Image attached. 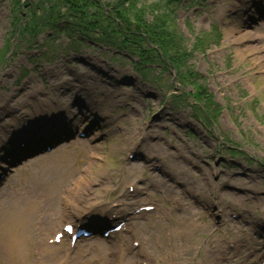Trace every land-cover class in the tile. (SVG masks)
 <instances>
[{"label":"rangeland","instance_id":"374dc122","mask_svg":"<svg viewBox=\"0 0 264 264\" xmlns=\"http://www.w3.org/2000/svg\"><path fill=\"white\" fill-rule=\"evenodd\" d=\"M138 5L146 15L167 19L192 55L187 66L220 107L218 118L206 124L171 103V84L179 89L175 73L144 83L131 60L94 40L70 43L49 34L35 43L12 41L10 0H0V136L11 119L26 131L15 142L0 139V169L9 164L0 186V227L10 222L11 207L37 204L34 222L19 227L26 242L19 250L47 264L65 254L67 264L264 262V0ZM38 107L50 120L37 121L34 135L30 123L16 119ZM52 107L65 113L62 122L54 123ZM48 133L60 135L50 153L11 158L22 152L19 140L26 149ZM143 205L156 211L135 214L127 233L102 239L105 221L115 225ZM89 211L93 227L102 226L92 237L41 252L64 223ZM27 263V257L19 260ZM0 264H13L2 240Z\"/></svg>","mask_w":264,"mask_h":264},{"label":"trees","instance_id":"16d2710c","mask_svg":"<svg viewBox=\"0 0 264 264\" xmlns=\"http://www.w3.org/2000/svg\"><path fill=\"white\" fill-rule=\"evenodd\" d=\"M139 2L116 0L105 5L101 0H10L12 29L22 39H36L48 31L79 43L93 37L99 44L136 59L134 69L143 81L156 79L153 66L175 70L179 84L192 88V108L199 117L206 123L215 120L219 108L199 84V75L187 66L191 53L169 28L167 19L146 15ZM175 11L171 14L176 19ZM180 97L172 96L175 102L186 100L185 95Z\"/></svg>","mask_w":264,"mask_h":264},{"label":"bare ground","instance_id":"6f19581e","mask_svg":"<svg viewBox=\"0 0 264 264\" xmlns=\"http://www.w3.org/2000/svg\"><path fill=\"white\" fill-rule=\"evenodd\" d=\"M34 94L30 95L29 97L32 98ZM62 103V102H61ZM39 106H42L39 105ZM56 107H52L53 111L56 112L57 117L60 116H64V112L62 110L57 111V109H55ZM55 109V110H54ZM62 112V114H61ZM43 116V109H41L40 107L37 108V110L34 113L31 114H27L26 116H20L18 119H16V121L18 123L21 122H26V123H30V125L27 127V131L29 128H33L32 125L35 123L36 120H38L39 122L44 123L45 119L42 117ZM27 118H30V120H27ZM65 120H67V122L69 124H71L72 122H74L73 120L71 121L70 119H68V115L64 117ZM3 135L1 133L0 139L1 137L3 138V140L6 142H15L17 139L16 137L20 138L19 139H23L26 135V131L23 129H20L18 127V125L16 124V122H14V119H11V125H5L3 128ZM34 135L39 133V130L37 128H33ZM8 137H11L8 139ZM140 148V147H139ZM153 156L159 158V156L154 152ZM163 156V154H162ZM159 161H156V163L160 164L162 161V157L159 158ZM154 165H156L155 163H153ZM170 179H176L175 176L170 175L169 177ZM78 186V184H77ZM136 190L134 189V192ZM138 191V189H137ZM74 192L73 195H75L78 190L72 189V193ZM69 201H67L66 203H68ZM146 206V205H145ZM143 206V207H145ZM40 207H37V204H31L28 207H11V212L9 213L11 220L9 223L7 224H3L0 227V240H2L3 245H4V249L6 252H8V257H10L13 260V264H19V260L22 259L23 257H27L28 258V263L27 264H47L45 260L41 259L40 261L36 260L35 258H33L32 255L28 254V253H23L19 250V245L21 243L26 244L25 241L21 240V237L19 235V232L21 234V232L23 233V231L21 229H19V227H23L24 225H29L34 222L35 218L38 215V209ZM123 212H119L118 215L119 216H123ZM101 215L106 216V213L103 211L101 213ZM128 217V215H127ZM75 221H77L78 223H82L84 222H90V218H92V214H89L88 217H84L82 218V216H74L72 217ZM131 221V218L130 220ZM63 224L60 223L59 225ZM130 224L128 223L126 225V228L128 229L130 226ZM66 226L65 224L63 225V227ZM182 229V227L180 228V230ZM21 230V231H20ZM56 234L53 235V238ZM52 238V239H53ZM51 239V238H50ZM49 240V239H48ZM89 243V242H87ZM53 247L55 246H46L41 252H45L48 250H52L54 249ZM96 247V246H93ZM211 253L214 254V250L211 251ZM64 257L62 258V261L59 263L60 260H56L54 263L55 264H67L68 260L70 259L69 256H66L65 254V259Z\"/></svg>","mask_w":264,"mask_h":264}]
</instances>
